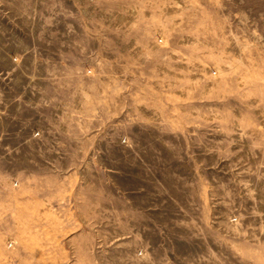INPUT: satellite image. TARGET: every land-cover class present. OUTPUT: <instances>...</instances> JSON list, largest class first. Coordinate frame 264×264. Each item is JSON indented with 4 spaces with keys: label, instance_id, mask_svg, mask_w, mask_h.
Wrapping results in <instances>:
<instances>
[{
    "label": "rangeland",
    "instance_id": "obj_1",
    "mask_svg": "<svg viewBox=\"0 0 264 264\" xmlns=\"http://www.w3.org/2000/svg\"><path fill=\"white\" fill-rule=\"evenodd\" d=\"M0 264H264V0H0Z\"/></svg>",
    "mask_w": 264,
    "mask_h": 264
}]
</instances>
